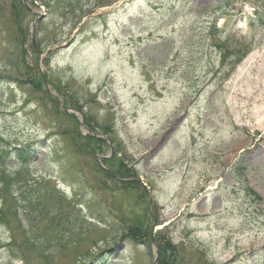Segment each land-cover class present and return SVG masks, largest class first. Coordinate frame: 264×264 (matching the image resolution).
<instances>
[{
    "label": "rangeland",
    "instance_id": "1",
    "mask_svg": "<svg viewBox=\"0 0 264 264\" xmlns=\"http://www.w3.org/2000/svg\"><path fill=\"white\" fill-rule=\"evenodd\" d=\"M16 1L0 0V165L27 159L34 192L26 212L17 195L29 238L0 213V264H151L165 238L180 264H264V0H23L37 25ZM114 151L146 189L105 177ZM137 220L150 254L123 238Z\"/></svg>",
    "mask_w": 264,
    "mask_h": 264
},
{
    "label": "trees",
    "instance_id": "2",
    "mask_svg": "<svg viewBox=\"0 0 264 264\" xmlns=\"http://www.w3.org/2000/svg\"><path fill=\"white\" fill-rule=\"evenodd\" d=\"M12 8L14 10H18L17 8V1L16 0H12ZM101 2H99L98 4H100ZM98 4L96 6H98ZM34 48V47H33ZM244 52H237L236 54H234V58L232 59V64L231 66L235 63V61L237 62L238 60H240V58L243 56ZM29 71H31V69H29ZM29 75L30 77H28L27 82L29 84L32 85V87L35 88H41L42 86V77L40 75H36V74H29V73H25V75ZM90 119H86V117L84 118V123L89 126V122ZM78 124V122H77ZM78 129V128H77ZM76 129V130H77ZM75 130V131H76ZM88 140V147L90 149H88L86 143L84 148L91 152V153H96L98 150H101L104 148V146L106 145L102 140H97L91 136H87L86 137ZM0 153H2V155L4 154V156H7V152L5 147H3L2 145H0ZM116 152L114 151V157L113 158H107L104 160V166L108 169L109 173L113 172L116 175V172L118 174V176L120 177H124L126 176L127 170H124L123 168V163H121V161L123 159L117 158L115 156ZM4 157V158H5ZM3 158V159H4ZM18 159H21V157H18ZM28 160L27 159H22L19 162V165H15V166H5V159L4 161L1 163L0 165V183H1V188H3L2 186H4V189L7 191L6 193V198L3 200L2 205H0V213L3 214L4 212L8 213L9 216L11 217V219L15 220V222L17 223V227L18 229L21 231V228L23 229V236L25 238H29L28 237V232L29 230L31 231V226H29L28 223H21V220L19 218V208L17 205L18 201L20 199H18L17 195L21 197V201L20 204L22 203V207L25 210L26 207V201H29L30 199H26L25 195L21 196L23 191L21 190L22 188H26L27 192H34L31 189V184L29 182H31V180H33L31 177V172L28 170L27 168V164H28ZM101 166H99L100 168ZM114 170V171H113ZM105 170H101V172H104ZM105 173V177L107 179H113L110 174ZM132 176L130 174H127L126 177L124 178H131ZM44 182L48 181L46 178H43ZM121 185L123 187H136V188H140V185L136 182L130 181V182H122ZM131 189V188H129ZM8 195V198H7ZM38 195V193H37ZM15 202V203H14ZM6 203V207L4 206ZM18 210V211H16ZM60 213V210H54L52 211V216H48V221L46 223H49L50 225L52 223H54V216H57ZM11 220L9 221V219H3V217H0V224H5V226H10ZM25 224V225H24ZM66 225V224H65ZM38 227V225H36ZM68 226V225H67ZM122 232H123V238L137 242V243H143L144 239L147 236H151V225L149 224V226L146 225H142V223H140V221H134V223H132V225H126V226H122ZM11 231V228H9ZM11 235L13 234V231L11 232ZM17 235H19V233H17ZM87 236V234L85 235ZM150 238V237H149ZM152 238V237H151ZM150 238V240H151ZM163 239V238H162ZM30 241L29 239L27 240V242ZM159 242V258H158V262L157 264H178V260H177V256L175 254V249L174 246L172 245L171 241H169L168 239H163L162 241H158ZM15 245H17V241L16 238L14 236H11L7 247L8 249L11 251L13 248H15ZM178 262V263H177ZM26 264H28L27 262H25ZM180 264V263H179Z\"/></svg>",
    "mask_w": 264,
    "mask_h": 264
},
{
    "label": "water",
    "instance_id": "3",
    "mask_svg": "<svg viewBox=\"0 0 264 264\" xmlns=\"http://www.w3.org/2000/svg\"><path fill=\"white\" fill-rule=\"evenodd\" d=\"M82 125V124H81ZM152 264H155V261H152Z\"/></svg>",
    "mask_w": 264,
    "mask_h": 264
},
{
    "label": "bare ground",
    "instance_id": "4",
    "mask_svg": "<svg viewBox=\"0 0 264 264\" xmlns=\"http://www.w3.org/2000/svg\"><path fill=\"white\" fill-rule=\"evenodd\" d=\"M264 122V121H263ZM262 124V123H261Z\"/></svg>",
    "mask_w": 264,
    "mask_h": 264
}]
</instances>
